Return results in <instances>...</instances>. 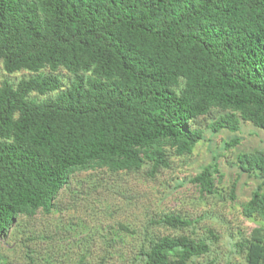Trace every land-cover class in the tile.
<instances>
[{
  "label": "trees",
  "instance_id": "1",
  "mask_svg": "<svg viewBox=\"0 0 264 264\" xmlns=\"http://www.w3.org/2000/svg\"><path fill=\"white\" fill-rule=\"evenodd\" d=\"M0 63L30 73L0 83V245L30 239L23 219L58 211L77 174L154 177L172 155L192 154L205 130L235 134L242 122L264 130V0H0ZM217 159L189 179L200 195L217 192ZM235 168L231 200L241 175L253 178L242 213L264 219V150L238 152ZM151 223L194 224L177 213ZM237 246L245 264H264V226ZM209 249L205 238L163 235L131 264H187ZM26 254V264L51 263Z\"/></svg>",
  "mask_w": 264,
  "mask_h": 264
},
{
  "label": "rangeland",
  "instance_id": "2",
  "mask_svg": "<svg viewBox=\"0 0 264 264\" xmlns=\"http://www.w3.org/2000/svg\"><path fill=\"white\" fill-rule=\"evenodd\" d=\"M29 75L24 70L6 73L0 63V83L3 80L16 83ZM215 115L217 112H210L202 119L201 126L205 127ZM233 137H238L240 143L229 151L224 150V142ZM205 138L192 154L172 155L169 167L161 169L154 177H149L147 170L77 174L70 187L61 191L58 211L49 215L38 212L34 217L23 219V236L28 235L30 239L23 237L19 241V236L10 235L7 243L0 245V264H26L29 249L34 250V258L40 263L48 255L52 257L48 264H79L80 255L87 250L84 264H131L134 253L149 239L178 234L210 242L205 255L187 264L207 261L245 264L244 254L237 245L249 237L253 228L264 226V219L247 218L242 213L241 205L256 185L253 178L241 175L234 187L233 200L230 189L236 178L237 153L264 150V130L242 122L235 134L221 131L211 136L210 131L205 130ZM217 154L218 169L222 173L215 184L217 192L200 195L189 179ZM166 213L180 214L194 224L188 229H171L151 223ZM120 224L128 225L135 232L119 230ZM68 225H72V229L63 231ZM114 233L118 234L115 242L106 243Z\"/></svg>",
  "mask_w": 264,
  "mask_h": 264
}]
</instances>
